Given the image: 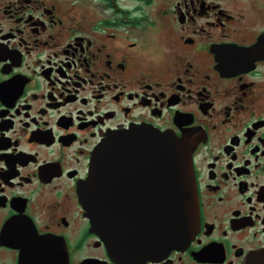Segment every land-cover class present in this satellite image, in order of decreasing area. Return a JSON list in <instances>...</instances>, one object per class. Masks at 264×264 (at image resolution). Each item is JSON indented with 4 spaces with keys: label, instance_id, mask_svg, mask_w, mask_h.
<instances>
[{
    "label": "flooded vegetation",
    "instance_id": "obj_1",
    "mask_svg": "<svg viewBox=\"0 0 264 264\" xmlns=\"http://www.w3.org/2000/svg\"><path fill=\"white\" fill-rule=\"evenodd\" d=\"M134 128L192 144L199 208L148 260L107 244L82 188ZM117 176L110 205L148 225L165 178ZM0 264H264V0H0Z\"/></svg>",
    "mask_w": 264,
    "mask_h": 264
},
{
    "label": "water",
    "instance_id": "obj_2",
    "mask_svg": "<svg viewBox=\"0 0 264 264\" xmlns=\"http://www.w3.org/2000/svg\"><path fill=\"white\" fill-rule=\"evenodd\" d=\"M191 153L192 144L187 140L150 128L117 132L98 148L92 159L91 174L82 186L83 195L92 206L106 205L109 219L96 218V227L117 254L148 260L170 252L179 240L193 236L199 208ZM132 165L146 166L150 172L165 178L164 200L159 206L151 207L146 226H127L126 210L112 207L108 201L110 190L120 187L117 174L128 172ZM113 213L123 215L110 221Z\"/></svg>",
    "mask_w": 264,
    "mask_h": 264
}]
</instances>
